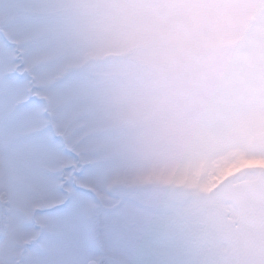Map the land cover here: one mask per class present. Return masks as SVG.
Listing matches in <instances>:
<instances>
[{"label": "snow or ice", "instance_id": "snow-or-ice-1", "mask_svg": "<svg viewBox=\"0 0 264 264\" xmlns=\"http://www.w3.org/2000/svg\"><path fill=\"white\" fill-rule=\"evenodd\" d=\"M257 88L264 0H0V264H264V170L208 179L264 158Z\"/></svg>", "mask_w": 264, "mask_h": 264}, {"label": "clouds", "instance_id": "clouds-1", "mask_svg": "<svg viewBox=\"0 0 264 264\" xmlns=\"http://www.w3.org/2000/svg\"><path fill=\"white\" fill-rule=\"evenodd\" d=\"M142 26V22L137 18L129 17L118 21V27L110 34L114 38H119L122 35L133 32ZM170 54L169 49L163 39H156L148 44L137 47L133 56L135 63L133 71L143 72L147 76V80L140 87L146 90L148 95H158L166 84L165 67L159 61H163ZM112 59H121L119 56L111 57ZM246 103L251 104L260 109H264V89L257 88L249 97ZM132 107V106H129ZM170 113H161L160 117L165 118ZM135 120L142 122L143 116L134 117ZM260 158V157H258ZM247 157L234 156L230 159L221 161L219 169L214 175H209L208 179L213 183H222L223 179L229 176L236 177L253 171H262L264 166H248L245 160Z\"/></svg>", "mask_w": 264, "mask_h": 264}, {"label": "rangeland", "instance_id": "rangeland-1", "mask_svg": "<svg viewBox=\"0 0 264 264\" xmlns=\"http://www.w3.org/2000/svg\"><path fill=\"white\" fill-rule=\"evenodd\" d=\"M248 166H264V158H250L245 160Z\"/></svg>", "mask_w": 264, "mask_h": 264}]
</instances>
